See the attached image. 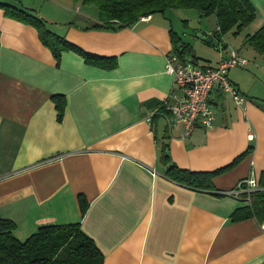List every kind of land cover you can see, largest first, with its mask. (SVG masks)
<instances>
[{
    "label": "crops",
    "instance_id": "obj_1",
    "mask_svg": "<svg viewBox=\"0 0 264 264\" xmlns=\"http://www.w3.org/2000/svg\"><path fill=\"white\" fill-rule=\"evenodd\" d=\"M3 1L31 10L86 52L117 59L116 67L103 68L68 50L57 62L34 26L0 8V218L16 223L15 236L24 240L42 225L80 222L103 252L102 264H264V223L232 221L246 202L226 194L245 178L258 181L264 169V96L248 95L230 78L244 102L215 88L213 125L184 135L182 123L170 122L165 110L179 91L166 72L172 32L178 37L166 11L110 29L94 27L98 7L81 1ZM249 1L255 19L222 42L214 37L217 22L199 24L204 38L198 37L221 47L216 64L174 53L200 67H216L232 51L247 60L237 67L242 70L251 60L264 61L243 44L246 34L264 26V0ZM179 13L187 23L204 18ZM56 94L66 101L61 120ZM162 144L172 162L193 171L222 168L251 151L214 177V191H203L165 175ZM80 194L89 202L84 215Z\"/></svg>",
    "mask_w": 264,
    "mask_h": 264
},
{
    "label": "trees",
    "instance_id": "obj_2",
    "mask_svg": "<svg viewBox=\"0 0 264 264\" xmlns=\"http://www.w3.org/2000/svg\"><path fill=\"white\" fill-rule=\"evenodd\" d=\"M84 4H95L99 10V23L94 27L120 29L130 27L141 17L167 9H196L201 17L215 15L217 28L214 37L222 42L223 36L234 30L240 32L256 17V10L249 0H75ZM0 8L5 15L34 26L42 43L53 53L57 62L64 51L72 50L82 55L87 63L103 68H114L117 59L86 52L65 36L55 33L39 15L23 6L0 0ZM173 50L180 56L191 52L190 46L179 42L172 32ZM243 44L250 46L264 56V26L254 33L246 34ZM58 120L64 114L66 101L63 95H53ZM254 100L258 101L254 98ZM264 102V99L259 100ZM251 151L248 148L230 164L213 171H193L180 168L171 161L167 144H162L160 162L166 166L165 175L172 181L195 190L214 191L213 179L237 164ZM259 188L241 195L246 202L231 215L232 221L251 217L264 223V169L258 180ZM246 194V195H245ZM80 211L84 215L88 209L87 198L78 195ZM16 223L8 218H0V264H102L104 254L94 239L86 234L80 222L47 224L37 228L26 239L20 240L14 234Z\"/></svg>",
    "mask_w": 264,
    "mask_h": 264
},
{
    "label": "built area",
    "instance_id": "obj_3",
    "mask_svg": "<svg viewBox=\"0 0 264 264\" xmlns=\"http://www.w3.org/2000/svg\"><path fill=\"white\" fill-rule=\"evenodd\" d=\"M246 64L247 60L235 51L222 58L216 67H200L187 59L181 61L174 52L168 53L166 72L173 76L174 85L179 90L172 94L171 102L165 106L169 121L182 123L184 135H189L199 125L211 127L215 111L209 102V96L215 88L229 93L241 105L245 98L236 90L228 74L231 68ZM258 188V181L254 177H248L226 194L239 198Z\"/></svg>",
    "mask_w": 264,
    "mask_h": 264
},
{
    "label": "rangeland",
    "instance_id": "obj_4",
    "mask_svg": "<svg viewBox=\"0 0 264 264\" xmlns=\"http://www.w3.org/2000/svg\"><path fill=\"white\" fill-rule=\"evenodd\" d=\"M95 8V4H88ZM167 9L166 12L173 17V25L175 27V31L178 34V37L188 42L191 46V55H199V57H208L211 61L216 64V60L221 51V47H219L216 43H207L202 38L198 37V31L200 30V25H204L205 27H215L216 25V17L215 15L206 16L198 21V17L195 20H190V22L182 21V18L179 16V12L182 10H191L194 14H197L198 11L196 9ZM172 12V13H171ZM201 55V56H200ZM207 55V56H206ZM222 55V54H221ZM261 58V57H260ZM263 58V57H262ZM202 59V58H201ZM200 61L202 62V60ZM221 59V58H220ZM251 60V59H250ZM257 63V66H256ZM258 67V68H257ZM260 70V71H259ZM229 79H237L243 88V92H247L248 95H262L264 96V61L259 60L258 62L251 60V65L246 69L242 70L239 68H231L229 71ZM251 91V92H250ZM250 93V94H249ZM227 99L231 100L230 95L226 94ZM246 195V194H245Z\"/></svg>",
    "mask_w": 264,
    "mask_h": 264
},
{
    "label": "water",
    "instance_id": "obj_5",
    "mask_svg": "<svg viewBox=\"0 0 264 264\" xmlns=\"http://www.w3.org/2000/svg\"><path fill=\"white\" fill-rule=\"evenodd\" d=\"M198 35H200V34H198ZM200 36H202L204 38V35H200ZM207 42H211V38H208Z\"/></svg>",
    "mask_w": 264,
    "mask_h": 264
}]
</instances>
